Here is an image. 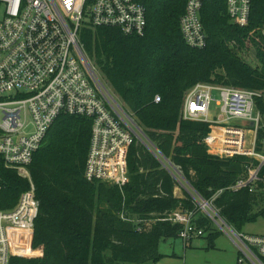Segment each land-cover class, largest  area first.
Masks as SVG:
<instances>
[{
	"label": "trees",
	"instance_id": "16d2710c",
	"mask_svg": "<svg viewBox=\"0 0 264 264\" xmlns=\"http://www.w3.org/2000/svg\"><path fill=\"white\" fill-rule=\"evenodd\" d=\"M187 1L144 0L148 26L143 37L87 26L80 42L125 112L161 156L180 169L195 197L212 203L242 233L264 218V209L258 210L264 184L254 193L233 188L258 162L213 155L204 141L212 126L183 119V105L198 83L264 92V0H254L246 28L230 22L226 0H207L202 19L208 46L203 50L190 48L182 36ZM252 50L254 64L246 59ZM259 105L264 111V100ZM91 134V119L69 115H61L48 132L29 168L40 202L33 245L43 255L15 257L11 264H158L165 257L161 242L179 239L182 226L169 220L178 211H195L198 227L210 234L209 248H215L219 233L213 221L198 209L192 193L175 196V178L140 140L129 150L125 187L89 182L85 169ZM263 139L262 130L260 151ZM0 187V209L10 210L30 183L0 157Z\"/></svg>",
	"mask_w": 264,
	"mask_h": 264
},
{
	"label": "built area",
	"instance_id": "2783aa9c",
	"mask_svg": "<svg viewBox=\"0 0 264 264\" xmlns=\"http://www.w3.org/2000/svg\"><path fill=\"white\" fill-rule=\"evenodd\" d=\"M206 1L188 0L180 20L185 43L196 50L208 46L202 19ZM253 2L226 0L229 20L240 28L248 27ZM0 5L4 8L0 20V157L7 168L30 183L14 208L0 209V264H11L15 257L43 255L41 248L40 256L33 255L40 202L29 168L61 115L92 120L86 179L119 188L129 183L128 154L134 141L140 140V127L91 63L88 61L90 67L85 63L80 32L91 26L143 37L148 10L144 0H0ZM262 34L264 37V28ZM160 100L155 99L156 103ZM261 100L264 92L210 83H198L185 95L183 119L212 126L204 141L213 155L222 159L243 156L258 162L234 190L254 193L264 184V139L262 150H258L259 133L264 131ZM155 152L177 178V167L156 148ZM197 199L198 209L235 244L236 264H264V236L236 231L212 203ZM169 220L182 226L179 238L186 246L205 236L196 223L195 211L174 212Z\"/></svg>",
	"mask_w": 264,
	"mask_h": 264
},
{
	"label": "rangeland",
	"instance_id": "374dc122",
	"mask_svg": "<svg viewBox=\"0 0 264 264\" xmlns=\"http://www.w3.org/2000/svg\"><path fill=\"white\" fill-rule=\"evenodd\" d=\"M3 16H4V8L2 5H0V20L3 18ZM248 56L251 58L246 56L247 58L246 57L245 58L247 59V61L249 63L254 64L256 62L255 61V52L253 50L250 51ZM104 83L106 84L105 81H104ZM106 86L112 92V90L110 89V87L107 84H106ZM114 96L118 100L120 105L123 107V105H122L121 101L118 99V97H116V95H114ZM215 98L219 99V95H216ZM215 105H216L215 103H213V105H212L213 115H216ZM140 130H142V129L141 128L138 129V131L140 133V134L138 133L139 136H141V134H142V131H140ZM142 137H144V136L142 135ZM177 171H179L180 174L177 175V178H175V180L177 182V186L183 191L185 197L190 195V192L194 196H197L195 194V192H193V190L190 188L189 184L185 181L183 173L180 171V169L178 167H177ZM188 191H190V192L188 193ZM202 201H203V199H201V202ZM260 209H264V204H262V206H260L258 210H260ZM135 223L137 225H139L140 227L147 226L146 222L139 221L137 219H135ZM213 230H215L219 233V236L217 237V239L215 241V247H216L215 249L209 248V240L208 239H209L210 234L207 233V235L204 238L193 240L192 245L189 246V248L186 250L185 253H184L183 249L178 250L176 253L177 257L173 258L174 251H173L172 247L168 246L169 245L168 242L163 241L162 243L166 247V251L168 252L167 254L171 257L170 258H163L158 264H236L238 257H237V252H235L236 248H235V244L233 243V241L230 239L229 236H227L225 234V232H223L220 229V227L216 223H214ZM243 233H245L247 235H253V236H264V218H260L258 221L248 224L243 229ZM177 241L179 242L180 240H177ZM40 254H41L40 250L38 248H34L33 255L34 256H40Z\"/></svg>",
	"mask_w": 264,
	"mask_h": 264
},
{
	"label": "crops",
	"instance_id": "0c3cea01",
	"mask_svg": "<svg viewBox=\"0 0 264 264\" xmlns=\"http://www.w3.org/2000/svg\"><path fill=\"white\" fill-rule=\"evenodd\" d=\"M163 165V164H162ZM164 168H165V166H163ZM172 176H173V174H172ZM173 178H175L174 176H173ZM190 191H188V193H189ZM175 196L176 197H178V198H185V195H184V193H183V191L177 186L176 188H175ZM203 238V237H202ZM197 239H201V238H197ZM177 240H180L179 242L177 241ZM196 240V239H195ZM164 242H168V246H170V247H172V249H173V251H174V253H173V258L175 257H177V255H176V253H177V251L178 250H181V249H183V251H184V253L186 252V250L189 248V246H191L192 245V243H193V241L190 243V245H188V246H186L185 244H184V242L179 238V239H175V240H167V241H164ZM180 245H179V244ZM216 248V247H215ZM214 248V249H215ZM235 248H236V246H235ZM160 251H161V253L165 256L164 258H170L171 256H169L167 253V251H166V247L163 245V243L161 242V245H160ZM225 251V250H224ZM223 251V252H224ZM226 252V251H225ZM235 252H237V257H238V250H237V248H236V250H235Z\"/></svg>",
	"mask_w": 264,
	"mask_h": 264
},
{
	"label": "water",
	"instance_id": "95a60500",
	"mask_svg": "<svg viewBox=\"0 0 264 264\" xmlns=\"http://www.w3.org/2000/svg\"><path fill=\"white\" fill-rule=\"evenodd\" d=\"M83 59H84V61H85V63L87 64V65H89V67H90V64H89V62H88V60H87V58H86V56L83 54ZM137 125V124H136ZM138 126V125H137ZM250 126L251 127H253L254 125L251 123L250 124ZM142 131V130H141ZM142 135L144 136V137H141V136H139L138 135V137H139V139H140V141L159 159V161L163 164V166H165V168L171 173V174H173V176L175 177V175H174V173H173V171L171 170V168H169L160 158H159V156L156 154V152H155V146L154 145H152L148 140H147V138H146V136H145V134L143 133V131H142ZM145 138V139H144ZM154 146V147H153ZM191 193V192H190ZM194 198H196L195 196H194ZM197 199V198H196Z\"/></svg>",
	"mask_w": 264,
	"mask_h": 264
}]
</instances>
